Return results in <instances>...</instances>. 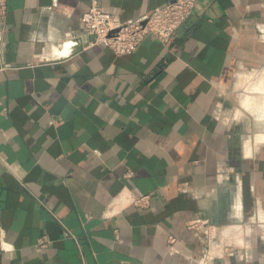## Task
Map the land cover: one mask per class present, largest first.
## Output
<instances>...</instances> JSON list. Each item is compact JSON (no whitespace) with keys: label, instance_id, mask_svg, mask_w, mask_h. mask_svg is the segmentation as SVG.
I'll return each mask as SVG.
<instances>
[{"label":"crops","instance_id":"0c3cea01","mask_svg":"<svg viewBox=\"0 0 264 264\" xmlns=\"http://www.w3.org/2000/svg\"><path fill=\"white\" fill-rule=\"evenodd\" d=\"M169 1L100 4L128 21ZM88 4L0 17V264H264V116L222 109L264 81V0H197L127 55L87 44Z\"/></svg>","mask_w":264,"mask_h":264},{"label":"built area","instance_id":"2783aa9c","mask_svg":"<svg viewBox=\"0 0 264 264\" xmlns=\"http://www.w3.org/2000/svg\"><path fill=\"white\" fill-rule=\"evenodd\" d=\"M101 0H89L81 16L87 44H102L117 55H127L136 50L147 35L166 43L175 29L193 14L197 0H171L145 14L141 18L121 21L100 4ZM7 10V0H0V17ZM147 196L133 199V203L144 206ZM174 241V238H170ZM45 241L41 240L40 245Z\"/></svg>","mask_w":264,"mask_h":264},{"label":"rangeland","instance_id":"374dc122","mask_svg":"<svg viewBox=\"0 0 264 264\" xmlns=\"http://www.w3.org/2000/svg\"><path fill=\"white\" fill-rule=\"evenodd\" d=\"M261 79H263L261 75H256L254 79H249L246 76L241 81L238 91L233 95L228 94V97L222 102V109L230 120L232 117H236L242 120L241 122L244 120V123L247 124V121L253 116H264V81ZM263 131L258 130L257 133H263Z\"/></svg>","mask_w":264,"mask_h":264}]
</instances>
